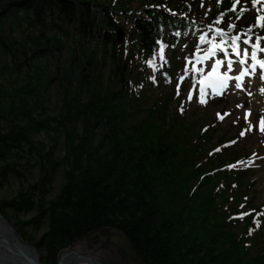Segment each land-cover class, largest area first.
Segmentation results:
<instances>
[{"label": "trees", "instance_id": "1", "mask_svg": "<svg viewBox=\"0 0 264 264\" xmlns=\"http://www.w3.org/2000/svg\"><path fill=\"white\" fill-rule=\"evenodd\" d=\"M232 4L0 0V175L41 171L21 199L37 209L39 198L36 222L45 224L55 250L108 226L123 233L138 264H264V202L257 205L248 189L249 155L235 157L225 134L210 138L211 123L190 140L202 125L185 120L192 71L180 72L184 83L175 89L167 81L184 59L160 54L166 47L174 56L187 43L193 50L200 34H188L212 25L227 36L264 37L254 26L264 2L239 0L234 11ZM74 35L95 47L68 46ZM106 57L108 80L101 72ZM160 83L171 92L152 101L148 86ZM41 131L45 142L35 138ZM61 169L65 183L51 196Z\"/></svg>", "mask_w": 264, "mask_h": 264}, {"label": "rangeland", "instance_id": "2", "mask_svg": "<svg viewBox=\"0 0 264 264\" xmlns=\"http://www.w3.org/2000/svg\"><path fill=\"white\" fill-rule=\"evenodd\" d=\"M255 14L259 15L257 12H255ZM118 28L122 29V26L119 25ZM122 30L124 36V29ZM62 34L63 33L61 32L60 34H57V36L61 38ZM75 43H80V45L83 46L87 51H92V49L95 47L94 41H91L89 39L83 40L78 35H74V38L70 41L68 46H73L75 45ZM68 46L66 45V47L64 46L63 48L64 51L61 58L62 60L67 55L65 50L68 51ZM179 46L180 44L174 51V56L173 49H166V47L165 53L163 54V58H165L166 55H169L170 58H173V60L175 59L182 61V59H184L182 66L175 69L170 80L167 81V84L170 86L174 85L175 89H177L178 86H182L184 83L181 81L183 77L180 76V72L187 71V66L185 64L188 60L187 54L190 52L189 46H187V48L184 47L183 50ZM51 63L54 67L56 66L54 60H52ZM240 65L241 64L237 62L230 68L228 65L222 67L227 68L229 71L233 72L232 74L228 75V80L224 85V91L222 92V95L218 96L214 101H212L214 94L212 93V90L206 86V84L200 82V84L195 85L193 93L189 92L190 86H187L185 92L192 101V104L186 110L187 115L185 117V120L190 121V119H197L199 123L202 122V125H196L193 131H191V133L187 136H189L190 140H192L193 138V140L199 138L200 128L204 124L211 123L212 127L205 131V133L210 135V138L216 139L220 136L224 137L225 134L226 139L231 138V140H233L235 143L234 147L229 148L235 157L249 155L251 164L247 174L248 177L254 180V185L248 189H250V195H252L258 205L261 202H264V132L260 130L257 122L259 118L264 119V78H261V75L262 73H264V71L259 68L258 71L247 72L244 74L245 76L242 78L243 80L237 81L239 80L237 78L243 73V69ZM109 70V58L106 57L105 62L102 63L101 66L103 79L108 80ZM179 78H181L180 81L178 80ZM192 78L193 77L188 78V84L191 82ZM163 83H160V86H148L149 90L146 91V94L150 96L152 101H155L160 96H163L164 94L167 95L171 92L169 91L170 89H168L169 86L166 84L165 86H163ZM159 91H161L163 94L161 95V93H158ZM56 96V94L51 92V103L56 102ZM248 112L250 113L248 114ZM179 120L181 119H178L175 122H179ZM185 127L188 129L187 126ZM181 132L182 130H180L178 134L180 135ZM241 133H243V135H241ZM50 137L51 136L49 135L48 140L50 139ZM35 138L39 141H44L45 133L41 131V133L35 136ZM21 162L24 161L22 160ZM39 175L41 176V171L37 167L31 168V170L28 171L26 175L21 176V178L9 176L8 179L6 178V180H4V178L0 175V209L3 211L2 214L5 216L7 221H10L16 232H20L22 237H24V239L29 242V244L27 243L28 245H34V247L36 246L37 248L38 246H50L48 237L46 236L48 230L45 224H43V222H41L40 224L36 222L39 213L40 201L38 198L34 202L37 209H28L26 208V206H24V202L21 197L29 196V194L31 193L29 185H32L33 182L35 183V180L39 178ZM64 183L65 177L63 175V170L61 169L54 175L52 183H50L54 188L51 196L57 194L61 188V185ZM21 193L24 194L21 195ZM49 197L50 196H47L46 198L48 199ZM102 228L112 227H100L96 230H101ZM96 230L90 231L88 234H86V236L82 237L81 240L79 239L75 242H83V240L88 235L96 232ZM114 230V240L116 241V244H118L119 242H123V245H125L127 251L130 252L128 242L126 238H124L123 233L120 230ZM74 244L75 243L73 242L68 244V246L64 245L63 247L68 249L70 247H73ZM50 247L51 249L54 248V246ZM129 262L130 261H127L126 264H129ZM132 264H138V262L135 263L134 261H132Z\"/></svg>", "mask_w": 264, "mask_h": 264}, {"label": "flooded vegetation", "instance_id": "3", "mask_svg": "<svg viewBox=\"0 0 264 264\" xmlns=\"http://www.w3.org/2000/svg\"><path fill=\"white\" fill-rule=\"evenodd\" d=\"M18 234L19 236L21 235L20 232H18ZM114 234L115 230L113 228H109L107 232L99 229L88 235L83 242H75L79 240L75 239L73 247L68 249L61 247L55 250L56 247L51 249L50 246H38L37 248L36 246L34 247V245H32V247L37 253L36 258L40 264H81L83 263L82 260L88 262V264H126L127 261H130L129 264H132V261H134L132 259V250L130 249L131 253L127 251L123 242L116 244ZM21 238L24 242L29 244L22 235ZM21 249L26 252L25 247H21ZM77 249L81 252L77 251ZM87 252L90 254L87 255ZM0 264L27 263H25L22 255L5 252L0 246Z\"/></svg>", "mask_w": 264, "mask_h": 264}, {"label": "water", "instance_id": "4", "mask_svg": "<svg viewBox=\"0 0 264 264\" xmlns=\"http://www.w3.org/2000/svg\"><path fill=\"white\" fill-rule=\"evenodd\" d=\"M123 37V30L118 28L116 33V40L118 43H121V39ZM105 232L109 230V228H102ZM18 243H21L25 249L26 252L23 251ZM0 246L5 250V252H10L14 254H20L24 258L25 263L27 264H40L37 261V258H34V256L31 253V250H34L32 248V245H28L26 242H24L19 236L18 232L14 229L10 221H7L5 216L0 211ZM87 260V259H86Z\"/></svg>", "mask_w": 264, "mask_h": 264}, {"label": "snow or ice", "instance_id": "5", "mask_svg": "<svg viewBox=\"0 0 264 264\" xmlns=\"http://www.w3.org/2000/svg\"><path fill=\"white\" fill-rule=\"evenodd\" d=\"M259 2H260V0H253V6H255ZM236 3H239V0H235V2L233 3V7H232V10L233 11L235 10ZM217 22H219V21H217ZM254 26L255 27H262V28H264V17L258 16L257 17V20H256V24ZM232 27L233 26L230 25L229 26V30H231ZM251 30L252 29L250 28L249 31H251ZM201 39H203V37ZM239 40H240V37L239 36H235V37L232 38L233 45H236V47L234 49V52H235V54L237 56H249L250 55L252 60H256V53H257V51L259 50L261 52H264V48H261L260 47V42L261 41H264V37H257V43H255V44H253L251 46V52H249V49H247V48L241 49L239 47V45H237V41H239ZM243 43L244 44H248L249 41L248 40H244ZM241 63L242 64L243 63H247V61L241 60ZM256 63L259 65V67L261 69H264V61L256 60ZM230 67H231V61H229V68ZM251 67H253V70H255V66L254 65H252ZM244 74L245 73H242L241 74V77H238L237 79H241ZM261 78H264V73H262ZM218 83H220L222 85V81H219ZM237 86H239V85H237ZM201 102H204V101H201ZM260 130L262 132H264V119H261V121H260ZM241 135H243V133H241ZM241 218H243V217H241Z\"/></svg>", "mask_w": 264, "mask_h": 264}, {"label": "bare ground", "instance_id": "6", "mask_svg": "<svg viewBox=\"0 0 264 264\" xmlns=\"http://www.w3.org/2000/svg\"><path fill=\"white\" fill-rule=\"evenodd\" d=\"M55 29H56V28H55ZM56 32H57V34H60V33H61V32H58V30H57ZM215 99H217V96H216V95L213 96L212 101H214ZM18 245H19L20 248H21V247H24L21 243H18ZM32 248H33V247H32ZM77 251L81 252V251L78 250V249H77ZM31 253H32V255L34 256V258L37 257V253H36L34 250H31ZM86 254L89 255L90 253L87 252ZM87 255H86V257H87ZM86 257H85V258H86ZM82 262H83V263H81V264H88V262H85V261H83V260H82Z\"/></svg>", "mask_w": 264, "mask_h": 264}]
</instances>
